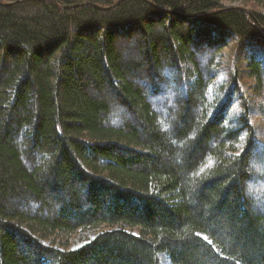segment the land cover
I'll return each instance as SVG.
<instances>
[{
	"label": "trees",
	"instance_id": "16d2710c",
	"mask_svg": "<svg viewBox=\"0 0 264 264\" xmlns=\"http://www.w3.org/2000/svg\"><path fill=\"white\" fill-rule=\"evenodd\" d=\"M234 2L264 5L0 0V264H264V13Z\"/></svg>",
	"mask_w": 264,
	"mask_h": 264
},
{
	"label": "rangeland",
	"instance_id": "374dc122",
	"mask_svg": "<svg viewBox=\"0 0 264 264\" xmlns=\"http://www.w3.org/2000/svg\"><path fill=\"white\" fill-rule=\"evenodd\" d=\"M230 4L237 5V6H243L247 9L249 8V10L256 8V9H259L261 12L264 13V5L256 7L252 4L246 5L243 2H234V3H230ZM220 80H222L221 75L219 76V81ZM252 92H254V91H252ZM254 93H256V92H254ZM163 95L164 94H161L160 97L163 98ZM256 95H257V93H256ZM166 100H167V98H166ZM255 153L256 154L253 158L254 162L255 161L257 162V164L255 165V170L257 171V175L264 176L263 175L264 174V168L261 166L264 164V162L258 161V157L256 158V155L258 154V152L256 151ZM250 194L253 196V198L256 199V201L258 203V207H260L264 204V183L262 182L261 177H260V179L259 178H257L256 180L254 179L253 182L250 184ZM101 229H102L101 227H91L88 229H82V230L75 231L68 238V247L71 249H78V248L84 246L91 239H93L96 236L97 232L101 231ZM58 245H59V243H58ZM162 264H169V262L166 261L164 258H162Z\"/></svg>",
	"mask_w": 264,
	"mask_h": 264
},
{
	"label": "snow or ice",
	"instance_id": "6c2138e0",
	"mask_svg": "<svg viewBox=\"0 0 264 264\" xmlns=\"http://www.w3.org/2000/svg\"><path fill=\"white\" fill-rule=\"evenodd\" d=\"M241 139H243V137H241ZM205 239H207V238L205 237Z\"/></svg>",
	"mask_w": 264,
	"mask_h": 264
}]
</instances>
